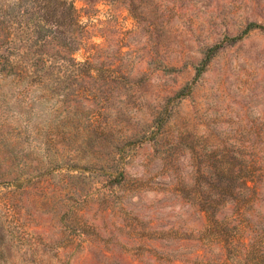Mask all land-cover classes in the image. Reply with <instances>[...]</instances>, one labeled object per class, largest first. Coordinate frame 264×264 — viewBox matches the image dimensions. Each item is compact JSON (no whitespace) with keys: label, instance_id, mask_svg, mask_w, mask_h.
I'll return each instance as SVG.
<instances>
[{"label":"rangeland","instance_id":"1","mask_svg":"<svg viewBox=\"0 0 264 264\" xmlns=\"http://www.w3.org/2000/svg\"><path fill=\"white\" fill-rule=\"evenodd\" d=\"M75 1L88 32L73 53L91 67L0 82V264H224L222 203L246 170L260 192L238 235L264 252V28L248 29L264 0ZM66 41L30 56L60 60Z\"/></svg>","mask_w":264,"mask_h":264},{"label":"trees","instance_id":"2","mask_svg":"<svg viewBox=\"0 0 264 264\" xmlns=\"http://www.w3.org/2000/svg\"><path fill=\"white\" fill-rule=\"evenodd\" d=\"M7 3L8 0H0V18L11 15L7 26L16 31H10L12 35H10V39L7 42L6 51L14 57L6 55L2 47L0 48V82L6 78L4 76L5 71L14 76L13 81H15L16 78V81L19 82L22 81L23 78L28 77L31 78V84H34L36 81H39V83L42 82V76L35 78L41 69H57L64 73L76 75L82 73L85 67H91L93 61L89 59L78 61L73 53L75 49L85 44L83 39L88 32V25L82 21V15L80 14V9L75 0H29L30 5L21 8L19 15H14L15 11H12L13 7L11 3ZM32 13H34V15ZM257 27L264 28V26L255 22L248 25V29ZM44 31L48 33H44ZM77 35H81V37ZM59 36L66 37L67 41L65 46L67 51H69V56L62 57L60 60L45 57L41 58L35 55L30 56V53H32L31 48L39 45L42 39L57 38ZM220 47V44H216L209 49V52H216ZM25 55H27V58H25ZM209 58L210 56L207 57V59ZM178 94L183 96L188 93L185 91V88H183ZM165 121L166 120L161 115L156 117L155 123L157 129L152 133L157 134ZM96 130H100L104 133L106 127ZM48 156L49 154H47V157ZM120 156V158H122V155ZM55 161L54 157H51L50 160L47 161L51 164V170L52 168L55 169L52 166V164L55 165ZM70 166L73 168L72 165ZM123 175L124 171L119 170L117 174L112 173L111 176H114V179H118V182L121 183L126 179ZM257 176L255 171L246 170L243 173L242 184L239 187H232L231 195L234 192L233 190H239V196H242V199L236 201L235 208L232 212L226 211V205L222 203L225 214L222 217V228L220 229L218 237H220L221 242L226 244V261L224 264H249V259H244L241 255L243 246L247 247L246 252L249 254L258 252L255 257L251 258L253 264H264V252L258 249L254 242L247 243L240 241L241 237L238 235L239 232H241V235L245 233V228L247 227L242 220L243 216L246 214V207L253 204V201L259 196L260 191L255 181ZM18 178L19 177L13 178V180H18ZM11 181L12 180H10V182ZM206 204H208L204 208L208 220L206 230H210L211 227H213L210 222L215 220L218 209H216L213 203Z\"/></svg>","mask_w":264,"mask_h":264}]
</instances>
